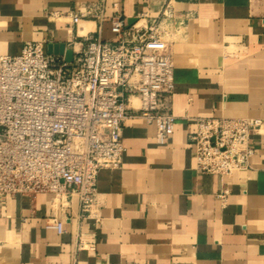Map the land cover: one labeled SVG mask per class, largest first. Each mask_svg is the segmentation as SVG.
Returning <instances> with one entry per match:
<instances>
[{
  "label": "crops",
  "instance_id": "crops-1",
  "mask_svg": "<svg viewBox=\"0 0 264 264\" xmlns=\"http://www.w3.org/2000/svg\"><path fill=\"white\" fill-rule=\"evenodd\" d=\"M94 2L102 3L103 18L73 24L67 12ZM162 2L0 0V52L17 54L27 40L69 46L97 29L115 41L116 10L128 27L142 12L157 15ZM173 5L184 24L170 45V135L157 142L154 124L131 98L121 165L98 170L90 215L69 190L53 204L46 191L0 197V264H264V123L250 136L249 166L230 174L199 169L188 139L195 116L264 118V0ZM50 215L63 219L62 231L46 226Z\"/></svg>",
  "mask_w": 264,
  "mask_h": 264
},
{
  "label": "built area",
  "instance_id": "built-area-1",
  "mask_svg": "<svg viewBox=\"0 0 264 264\" xmlns=\"http://www.w3.org/2000/svg\"><path fill=\"white\" fill-rule=\"evenodd\" d=\"M173 4L163 0L157 15L142 12L128 27L116 10L110 17L115 41L103 39L99 29L75 37L66 44L71 61L47 52L41 40L25 41L17 54L0 52V197L46 191L53 204L69 190L78 194L80 213L90 215L98 170L121 165L131 98L154 124L156 141L166 140L175 118L170 45L184 24ZM102 9L94 2L67 14L77 25L83 18L102 19ZM188 122L196 166L225 175L249 166L255 151L250 136L264 118L195 116ZM62 220L50 215L46 226L62 231ZM85 245L77 240V248Z\"/></svg>",
  "mask_w": 264,
  "mask_h": 264
},
{
  "label": "water",
  "instance_id": "water-1",
  "mask_svg": "<svg viewBox=\"0 0 264 264\" xmlns=\"http://www.w3.org/2000/svg\"><path fill=\"white\" fill-rule=\"evenodd\" d=\"M46 51L49 53L61 54L64 60L71 61L72 49L64 41H49L46 43Z\"/></svg>",
  "mask_w": 264,
  "mask_h": 264
},
{
  "label": "bare ground",
  "instance_id": "bare-ground-1",
  "mask_svg": "<svg viewBox=\"0 0 264 264\" xmlns=\"http://www.w3.org/2000/svg\"><path fill=\"white\" fill-rule=\"evenodd\" d=\"M81 32L83 33V30Z\"/></svg>",
  "mask_w": 264,
  "mask_h": 264
}]
</instances>
